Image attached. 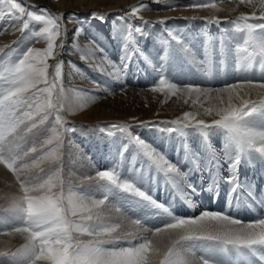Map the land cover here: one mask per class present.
Here are the masks:
<instances>
[{
  "label": "snow or ice",
  "instance_id": "obj_1",
  "mask_svg": "<svg viewBox=\"0 0 264 264\" xmlns=\"http://www.w3.org/2000/svg\"><path fill=\"white\" fill-rule=\"evenodd\" d=\"M153 2L159 3V0ZM245 2L250 7L259 6L260 15L253 11L250 16L241 14L228 22L244 34L243 46L236 50L237 68L247 73L254 61L264 69V0H240L242 4ZM147 7L143 3L133 6L120 19L126 20L128 16L139 18V11ZM186 7H215V0H197ZM34 8L35 5L26 8L17 0H0V19L5 17V13L15 21L22 19V32L29 30L30 21L38 22L42 27L33 35L47 41L46 49L28 47L8 59L0 57V164L13 174L18 185V194L8 198L7 206L0 207V235L20 234L25 241L15 250L0 251V264H223L213 258L212 251H223L240 258L258 257L264 262V217L245 223L231 214L233 205L251 207L259 199L254 184L241 181L240 170L241 166L252 167L257 163L264 168V93L259 99L245 98L251 90L264 89V77L255 80L245 74L236 82L222 87L205 88L191 83L179 85L161 74L150 87L154 93L175 95L181 92L189 98L195 94L197 100L201 96L209 99L212 93H216L215 99L220 105H225L216 107L213 116V107L200 104L204 115L213 116L210 122L196 119L198 112L185 111L174 120L141 122V126L169 125L162 130L179 133L182 137L196 132L202 136L203 142H207L213 131L224 130L226 141L219 154L211 148L210 158L201 159V154L186 143L184 147L185 158L198 165L195 170L209 169L218 173L227 164L228 174L217 177V180L222 179L229 186L228 211L206 209L198 216L174 215L170 207L158 203L134 180L122 179L115 168L96 173L102 182L101 198L92 193L81 194L74 191L72 185L64 183L59 167L63 133L74 131V128L65 127L58 108L63 107V88L57 89L62 80L64 61H58L52 79L48 77L47 60L58 55L55 51L57 47L63 49L67 32L63 24L65 17L63 13L57 16L46 7L30 10ZM90 16L101 22L105 20V16L97 12L90 13ZM67 19L76 20V13H70ZM205 19L209 23L222 22L216 17ZM128 27L127 35L122 36L120 65L116 67L106 55L99 57V60L115 68L117 78H120L121 72H126L132 58L129 54V45L133 41L131 21ZM83 32L84 28L78 26L74 36L78 37ZM135 32L141 36L144 34L141 27H135ZM57 38H60L59 45ZM173 39L179 42L177 36ZM92 44L95 48L90 49L91 58L95 61L96 51L103 53L104 50L95 44V40ZM137 51L144 55L139 49ZM3 52L4 49H0V53ZM7 56L8 53H5ZM86 58L82 56V59ZM41 84L44 86L37 87ZM29 89L35 91L25 95ZM234 99L239 101L238 106L233 105ZM195 103L196 100H193ZM49 109L55 111V121L47 138L40 140L34 130L48 119L51 114ZM37 116L39 120L35 119ZM107 128L125 130L123 125L118 124L108 125ZM101 131L105 129L102 127ZM132 141L156 165L157 171L163 172L167 181L191 203L192 196L199 191L187 180L191 170L180 171L176 164L169 162L165 155L139 136L130 137ZM126 150L127 145H124L123 151ZM53 162L55 168L41 166ZM214 188L218 195L219 183L216 181L210 183L207 190ZM128 203L156 209L155 214L165 218L145 228L140 217L132 219L125 214L124 205ZM112 212L119 214L118 220L111 218ZM125 223L132 226L131 230L118 231ZM82 236L88 239H81ZM118 241L126 242L127 246ZM197 252L202 254L198 256Z\"/></svg>",
  "mask_w": 264,
  "mask_h": 264
},
{
  "label": "rangeland",
  "instance_id": "obj_2",
  "mask_svg": "<svg viewBox=\"0 0 264 264\" xmlns=\"http://www.w3.org/2000/svg\"><path fill=\"white\" fill-rule=\"evenodd\" d=\"M194 2H197V0H159V3H155L153 2V0H138L137 2L131 4L130 7L126 6L125 8H123V10L120 8L112 11V13H107L95 9L87 11V19L90 18L92 19V21H99L94 20L90 16V13L97 12L105 16V20L103 22H108L109 18L111 17H113L119 22L120 27L118 26V30H116L117 27L113 26V24L111 25L110 31L112 32V37L114 39L112 37L110 38L111 40L107 39L111 43L107 42L106 38L104 37L106 35L102 34L103 31H100L101 37L105 39V41L101 43V47L106 52V55L109 60L114 59V64L116 65V67L120 65V57L118 58L117 51H121L122 49V36L127 35L128 31L130 30L128 27V22H132L133 28L131 29V31L133 33V41L129 45V54L132 58L128 63L129 69L127 68L126 72L120 73L121 80H125L126 82L122 84L123 87L120 86V88L115 89L112 88L114 91H121L126 87L146 89L149 87L148 84L152 85L161 74L165 75L167 78L171 79L173 82L179 85L191 83L202 87L216 88L220 86L222 87L223 85L231 82V72L237 70V72L240 73L241 70H238L237 64H235L236 62L232 61L233 58L229 56L230 51L228 50V47L224 45L225 43L223 41H221L223 43L220 42V45L219 42L217 43V40L219 39V37H221L220 35H218V33L214 32L213 34H209L204 29H200L199 27H197L196 23H194V20L196 19L194 17H190L187 14H168L165 16L162 15L167 13L168 10L190 8L186 7V5L193 4ZM201 2H204V0H201ZM142 3L146 4L148 7L147 9H141L139 11V18H137L136 16H128L126 20L120 19V17L128 13L133 6H137ZM26 5L31 6L30 3H27ZM34 5L36 6L37 10L40 7H46L52 13H55L57 16L63 13L65 17L63 20V24L66 26L67 29L66 36L70 35V33L74 31L75 25L78 23L79 20H81V17H77L76 20L69 21L67 19L68 13L65 11H59V9L58 11L51 10L49 8V5H38L37 3H34ZM98 6L99 5H96L95 7ZM149 11L160 12V14L156 13L150 16L148 13ZM246 15L250 16L251 13H248ZM239 16L240 15L230 17L226 20V22H224V28L228 31H234L235 34L239 37V43L234 46L235 52L233 53L235 55H237V48L243 46L244 34L239 30V28H237L233 24H230L228 21ZM257 16L259 15L257 14ZM161 20L165 22L159 23V21ZM142 21H147L149 23L143 24ZM14 23H17V21L14 20ZM38 24L39 27L42 26V24ZM135 27H141L144 34L142 36L137 34L135 32ZM169 33H171L172 35H170ZM173 36H177L179 38V42L176 39H173ZM56 43L57 45L60 44V38H57ZM66 43L69 44L66 38H64L63 49L57 47L55 51L58 53V55L55 58H49L47 60V63L49 65L48 77L49 79H52L54 73V66L58 61H64L62 67V80L57 89V91H59L60 87L63 88V107L58 106V108L59 113L60 115H62L63 120L65 122V127L74 128V131L63 133L64 142L59 150V167L61 171L62 180L65 184L72 185L74 191L84 194V188L90 187V193L94 194L97 198H101L102 190L100 189V183L102 182L100 181L99 177H93V175L97 172L96 170L115 168L121 178L124 177L132 179L140 165V167H142V175H144V173H146L147 171V165H144L145 163L143 162V156L140 153L141 149H139L138 145H136L134 141L130 142V137H140L142 132L147 127L155 129L158 135L161 136L160 139H168V141L171 143L170 154L173 157L186 155V149L184 147L185 143L194 150L197 149L198 151H200L202 149L201 151L211 152L212 147L209 143V145L207 144L208 140L207 142H202L203 138L199 133L191 132L186 137H182L179 133H169L167 131L162 130L168 127L169 125L161 124L159 126H153L145 124L144 126H141V122L171 121L177 118L176 115H166L164 117H157L145 121L143 120L135 124L130 122V120H120L117 118L99 119L101 117L104 118L106 115L100 116L96 115V113L94 112L87 113L88 119L94 120L91 122L82 121L73 117L70 118L67 107V97L70 94L67 93V91L72 85L69 84L71 79L68 78V76H70V70L68 69L70 68V63L67 60L68 46ZM46 47L47 41L41 50L46 49ZM27 48L28 47L20 48L18 45L10 44L7 48L4 49L3 53H0V57L8 59L18 53L24 52ZM137 49L142 51L144 55H140ZM113 51L116 52L112 53ZM5 53H8L7 57H5ZM161 56H164L165 59L161 60ZM145 57H147V59ZM157 69H159V71H157ZM128 70H130L131 72ZM147 70L151 71V77L149 76L150 73H148L149 71L147 72ZM86 71H88V69H86ZM88 73L90 74L89 71ZM143 74L146 75V77L144 76L143 78ZM89 79L97 82V75L94 74L93 77H89ZM100 84L103 92L101 91L100 97L97 98L98 106L113 104L112 101H114L115 103L120 101L122 103V108L127 110L126 113H130V111H133L132 109L134 105H132V102H129L131 100L130 94L127 95L126 92H122L118 97H113L114 95L112 96L108 92L112 90L110 87H108L109 85L103 82H101ZM43 86L44 85L41 84L37 87ZM74 86H77L78 89L84 90V92L87 93L85 97L90 96L89 93H93V91L96 90L89 87V83H78ZM104 89H107V91H105ZM34 91L35 89H29L28 93H26L25 95H30ZM134 94H136L138 99L135 105L139 106L138 109L140 111L145 110L144 108H147V105L143 101L139 100V92H135ZM173 105L178 106V108H181L183 106L181 102H176ZM149 111H151L150 106ZM48 112L51 114L48 115V119L45 121V123L43 125H38V128L34 130V134L39 137L40 140L47 138L55 121V111L49 109ZM40 115H44V113H41ZM39 118V116L35 117V119L37 120H39ZM133 119H136V117H134ZM112 124L123 125L125 130L122 132L119 129L107 128L108 125ZM102 127L105 129V131H101ZM109 132L112 134H106ZM116 138L122 145V151L124 145H127V150L123 151V155H121V160H118L116 165L114 164L112 166L110 163H114L113 159L115 157V151L113 150L115 149L114 146ZM206 145L210 146L211 148H206ZM76 147L78 150L76 149ZM2 166L5 167L3 164ZM41 166L45 167L46 169L49 167L55 168L56 164L54 162L45 163ZM5 170L6 173L4 179L6 180V182H0V207L7 206L8 198H10V187L14 185V192L18 193V185L15 177L6 167ZM86 173L88 176L86 175ZM90 177L93 178L90 179ZM142 177L141 178L143 181L144 176ZM87 178L90 180H86ZM197 178L199 179L200 177ZM88 182L90 183V186H88ZM122 199L127 200L128 198L122 197ZM124 210L125 214L131 217L132 219L140 217L143 220L145 228L152 227L153 225L160 223L165 218L163 216L156 215V209L136 205L134 203L125 204ZM170 210L173 212L172 207H170ZM9 237L11 236L0 235V251H6L8 249L15 250L23 244L22 242L20 245L16 246L9 240ZM81 239H88V237L82 236ZM5 240H7L6 243ZM217 252L218 254L220 253L219 251ZM200 253L201 252H197V255L199 256Z\"/></svg>",
  "mask_w": 264,
  "mask_h": 264
},
{
  "label": "bare ground",
  "instance_id": "obj_3",
  "mask_svg": "<svg viewBox=\"0 0 264 264\" xmlns=\"http://www.w3.org/2000/svg\"><path fill=\"white\" fill-rule=\"evenodd\" d=\"M137 1L138 0H17V2H21L22 6H25L26 8L29 7L26 5L27 3H30V5H34V3H37L38 5H47V6L49 5V8L51 10L58 11L59 9V11L60 10H62L63 12L65 11L68 13V15L70 13H76V18L81 17V20H79L77 24L75 23L76 24L75 28L78 26H82L84 28V32L80 34L78 37H75L74 36L75 28H74V31L70 33V35H67L65 37L66 40L69 42V44L66 43L68 46V52H67L68 57L67 56L66 57L68 61H71L69 65L70 68H68L70 70L69 72L70 76H68V78L71 79L69 84L72 86H70L69 90L67 91V93L70 94L67 97V107H68V111H69L68 114L70 118L73 117V118H77L82 121L91 122L94 120L88 119L87 113L94 112L96 113V115H100V116L106 115L104 118L101 117L99 119L117 118L120 120H128V121L130 120V122L135 124L143 120L145 121V120L153 119L157 117H164L166 115H176L177 117H181L185 111H188V112H198L199 114L196 116V119L202 118V119H205L206 122H210L213 116H215V108L225 106V105H220L219 101L215 99L216 93H212L211 98L209 99H205L203 96H201L197 100L195 94H192V96L189 98L188 96H185L186 94L181 93V92H177L175 95L165 94V93H160V92L154 93L150 90V87H151L150 84H148L149 87L146 89L126 87L121 91H117V90L114 91L113 89L120 88V86H122V84H124L126 81L121 80V78H117V72L115 71V68L112 65L108 64L107 62L99 60V57L102 55H106V52L104 51L103 53H100L99 51H96L95 55L97 59L95 61L92 60L90 49L95 48V45L92 44V41L95 40V44L99 45V47L102 48L101 43H103L105 39L101 37L100 31H103L102 34L106 35L104 36L106 40L107 39L109 40L112 37V32L110 31L111 25L113 24V26L117 27L116 30L119 29L120 25H119V22L115 20L113 17L109 18L108 22L92 21V19L90 18L87 19L86 17L87 11L95 9V10H99V11L101 10L107 13H112V11L114 10H117L120 8L123 10V8H125L126 6L130 7L131 4ZM96 5H99V6L95 7ZM30 10L36 11L37 8L30 9ZM253 11H255L256 14L260 15L259 6L250 7L248 6L246 2L243 4L240 3V0H215V7L173 9V10H168L167 13L162 14V15L165 16L168 14H183V15L187 14L192 18L194 17L196 19L194 20V23H196L197 27H199L200 29L201 28L204 29L209 34H213L215 32L221 36L217 40V43L219 42V45L221 41L225 43L224 45L227 46L228 50L230 51L229 56H231V58H233L232 61H235L236 62L235 64H237V55H235L233 52H235L234 46L237 43H239L238 42L239 37L235 34L234 31L226 30L224 28L225 26L224 22H226V20L230 17L236 16V15L238 16L241 14L252 13ZM148 13L150 16L156 13L160 14V12H155V11H149ZM212 17L219 18L222 22L220 24L209 23L205 19V18L211 19ZM22 22L23 21L21 19L20 21H17V23H14V20L10 18L7 15V13H5V17L3 19H0V49H5L10 44L18 45L20 48L21 47H32L34 49H40V50L44 47L46 40L43 37H35L33 35V33L35 31H38L42 26L39 27L38 22L30 21L29 30H25L22 32L21 31ZM4 29H7V31H2ZM108 40L107 42H109ZM73 41H75V44L73 43ZM114 52L116 51H113L112 53ZM121 54H122V51H117L118 58L121 57ZM82 56H85L87 58L82 59ZM110 61H112L113 64L115 63L114 59ZM86 69H88L91 76L88 73V71H86ZM148 71L149 70H147V72ZM148 73H150L149 76L151 77L152 76L151 71H149ZM231 73L232 74H231L230 83L236 82L241 77H243L245 74L248 77L253 78L255 80H260L262 77H264V69H262L257 62L253 63L252 67L247 71V73L243 71H240L239 73L237 72V70ZM94 74L97 75V83L95 84L93 83L92 80L89 79V77L90 78L93 77ZM144 76L146 77V75L143 74V78ZM119 77H120V74H119ZM101 82L105 84L107 83L109 85L108 87H110L111 89L113 88L112 89L113 91L112 90L108 91L110 95L112 96L114 95L113 97H118L120 93L122 92H126L127 95L130 94L131 100L129 102H132L133 103L132 105H134L132 109L133 111H130V113H126L127 110L122 108L121 106L122 103L120 101L116 103L112 101L113 104L98 106L97 98L100 97V92L102 91L101 84H100ZM78 83H89L90 84L89 87L96 89V90L93 91V93H89L90 96L85 97L87 93L84 92V90L82 89H78L77 86H74V85H77ZM205 88H209V87H205ZM216 88H219V87H216ZM135 92H139V100L146 103L147 108H144L145 110L140 111L138 109L139 106L135 105V103L138 101L136 94H134ZM262 93H264V89L256 88L254 90H251L245 98L259 99L260 94ZM226 99H227V94H225V100ZM185 100H187V103H185ZM193 100H196L195 105L193 104ZM176 102L178 103L181 102L183 106L181 108H178V106H174L173 104ZM201 103H203L204 107H213L214 109L213 116L204 115V108L200 107ZM233 105L238 106L239 101L234 99ZM149 106L151 107V111H149ZM134 117H136V119H133ZM95 120H98V119H95ZM160 137L161 136L158 135L155 129H152L150 127H147L140 136V138L143 139L146 143L150 144L152 147L157 149L158 152L165 155V158L169 162L176 164L177 167L180 169V171L189 172L191 170L190 175L187 176V180L191 182L193 185H196L198 183L197 177H200L201 179H203L204 184L207 183L206 184L207 188L210 183L217 181L219 183V189H218L219 194L218 195L216 194V190L214 188L212 191L209 192L210 195H211V192H214L212 198L206 199L205 201L201 202L199 197L195 195V196H192V202L188 203L187 200L184 198V196L181 194V192L178 191L170 182L167 181L164 173L157 171L156 165L148 159V157L144 154L142 150L140 151V153L143 156V160H144L143 162L145 163L144 165H147V171L146 173L143 172L144 175H142V172H141L142 167H140L139 165L138 169L135 172V175L133 174L134 177L132 178V180L136 182L137 186L140 187L142 190H145L158 203H162L166 207H172L174 215H179L183 217L198 216L200 212L206 209L210 211H221V212L227 211L229 207L228 195H227L229 191V186L225 184L222 179L217 180V177H224L228 174L227 164H224L223 167L219 169L218 173H216L215 170H209V169H206L205 171L195 170L198 168V165L194 164L192 159H186L184 155L173 157L170 154L171 153L170 152L171 143L168 141L167 138L160 139ZM99 139H100V136H99ZM225 141H226V134L224 130H215L210 134L207 144L209 143L211 147L215 148L217 150V153L219 154ZM121 146L122 145L119 143V140L116 138V142L114 146L115 149L113 150L115 151V157L113 159L114 163L113 162L110 163L112 166L114 164L116 165L118 160L119 161L121 160V155H120V153L122 152ZM201 150L198 151L196 149V151L201 154V159H204L206 157L208 158L211 157L212 153L210 151L208 152V151H201ZM72 153H75V152H72ZM5 173H6L5 167H3L2 164H0V182H6V180L4 179ZM96 173L93 175V177L97 178L98 176L96 175ZM142 176H144L143 181H142V178H143ZM93 177H90V179ZM88 178L86 180H90ZM240 179L241 181L254 184L255 192L257 196H259L258 200H261V199L264 200V168H262L258 163L252 167L241 166ZM88 186H90V183ZM89 188L88 187L84 188V191H85L84 194H88L91 192V189ZM14 191H15V187L13 185L12 187L9 188L10 197H12V195L18 194V193H15ZM253 207L256 211L259 212L258 218H260L262 215L260 213V204L254 203ZM111 218L113 220H118L119 214L116 212H112ZM241 221L245 223L254 222V221H249V220H241ZM131 227L132 226L130 224L125 223L122 226V229H118V231L131 230ZM10 236L11 237H9V240L16 246L20 245L22 242L23 243L25 242L24 237L20 234H13ZM6 242L7 240H5V243ZM135 242L136 241H133V243ZM118 243H124V246H127L126 242L118 241ZM210 254L213 256L214 259L218 261H222L223 257H219V254L217 251H212Z\"/></svg>",
  "mask_w": 264,
  "mask_h": 264
}]
</instances>
